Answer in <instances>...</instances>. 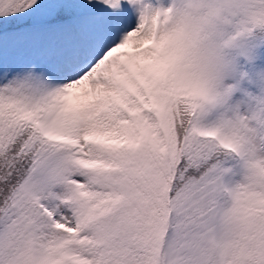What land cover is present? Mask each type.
Returning a JSON list of instances; mask_svg holds the SVG:
<instances>
[{"label":"snow or ice","instance_id":"6c2138e0","mask_svg":"<svg viewBox=\"0 0 264 264\" xmlns=\"http://www.w3.org/2000/svg\"><path fill=\"white\" fill-rule=\"evenodd\" d=\"M0 264H264V0H0Z\"/></svg>","mask_w":264,"mask_h":264}]
</instances>
